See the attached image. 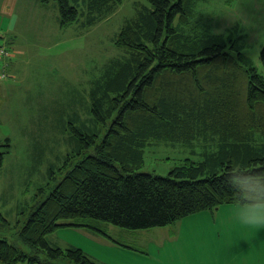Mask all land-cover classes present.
<instances>
[{"label": "trees", "instance_id": "obj_1", "mask_svg": "<svg viewBox=\"0 0 264 264\" xmlns=\"http://www.w3.org/2000/svg\"><path fill=\"white\" fill-rule=\"evenodd\" d=\"M54 1L60 26L68 27L81 15L90 26L123 0ZM201 1L148 0L120 30L114 41L126 50L125 57L106 64L102 77L92 81L93 121L102 132L83 133L70 124L79 153L89 152L68 169L19 233L46 256L0 238V264H58L62 257L98 264L81 248L48 242L47 235L61 226L86 225L63 219L94 218L145 229L240 203L224 177L241 166L264 171V75L236 29L215 32L209 25L201 30L191 25ZM260 59L264 65V45ZM209 132L221 141L204 160L181 158L166 176L136 171L150 139L187 145Z\"/></svg>", "mask_w": 264, "mask_h": 264}, {"label": "rangeland", "instance_id": "obj_2", "mask_svg": "<svg viewBox=\"0 0 264 264\" xmlns=\"http://www.w3.org/2000/svg\"><path fill=\"white\" fill-rule=\"evenodd\" d=\"M4 4L0 0V45H25L26 50L15 58L0 57V74H8L0 76V238L45 257L43 249L22 241L20 230L68 169L89 152L79 153L81 144L70 124L83 133L93 128L101 134L93 121L92 81L102 77L106 64L125 57L126 50L114 40L138 7L149 3L123 0L108 17L90 26L87 16L81 15L68 27L60 26L54 0H14L11 18L2 12ZM249 13L245 0L232 5L204 0L197 2L191 25L200 30L209 25L215 32L236 29L238 36L244 35L246 53L264 75L260 59L264 22H242ZM220 141L211 132L196 136L192 145L150 139L145 162L135 169L166 176L181 158L204 160V153L215 150ZM237 205L224 204L174 224L145 229L94 218L63 219L86 225L61 226L46 238L52 246L81 248L98 264H264V233L254 247L238 255L253 238L234 214ZM257 231L261 229L251 234ZM57 263L76 264L63 257Z\"/></svg>", "mask_w": 264, "mask_h": 264}, {"label": "clouds", "instance_id": "obj_3", "mask_svg": "<svg viewBox=\"0 0 264 264\" xmlns=\"http://www.w3.org/2000/svg\"><path fill=\"white\" fill-rule=\"evenodd\" d=\"M245 7L250 13L242 22L257 25L264 22V0H245ZM224 184L240 202L234 209L239 222L249 228H264V171L241 166L225 175Z\"/></svg>", "mask_w": 264, "mask_h": 264}, {"label": "crops", "instance_id": "obj_4", "mask_svg": "<svg viewBox=\"0 0 264 264\" xmlns=\"http://www.w3.org/2000/svg\"><path fill=\"white\" fill-rule=\"evenodd\" d=\"M14 7H15L14 6V0H5V4L2 7V12L4 14H7L8 17L11 18L12 13L14 12ZM2 34L3 33H0V35H2ZM0 37H2V36H0ZM11 49H12V52H13L11 57L15 58L17 55H21V54L23 55L25 53L26 46L25 45H23V46L12 45ZM240 227L242 228L241 225H240ZM254 229H256V228H249V227L246 228L247 232L249 233V237L248 238L250 239V237H252L253 238V242H249L248 244L245 243L244 245H242L241 246L242 252H240L238 255H242V254H244V252H248L251 249L252 246L254 247V245L257 244L255 240L263 235L264 228H260L261 231H257L254 235H252L251 232ZM176 234H178V233H176Z\"/></svg>", "mask_w": 264, "mask_h": 264}, {"label": "built area", "instance_id": "obj_5", "mask_svg": "<svg viewBox=\"0 0 264 264\" xmlns=\"http://www.w3.org/2000/svg\"><path fill=\"white\" fill-rule=\"evenodd\" d=\"M10 55H11V52L7 48L0 45V57H3V56L8 57ZM7 75L8 74L5 71H2L0 74L1 77H6Z\"/></svg>", "mask_w": 264, "mask_h": 264}]
</instances>
